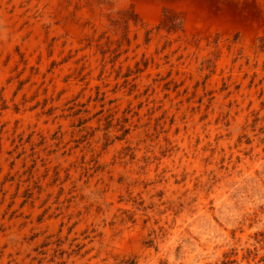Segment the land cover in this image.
Instances as JSON below:
<instances>
[{"label": "rangeland", "instance_id": "rangeland-1", "mask_svg": "<svg viewBox=\"0 0 264 264\" xmlns=\"http://www.w3.org/2000/svg\"><path fill=\"white\" fill-rule=\"evenodd\" d=\"M198 1L0 0V264H264V0Z\"/></svg>", "mask_w": 264, "mask_h": 264}, {"label": "crops", "instance_id": "crops-1", "mask_svg": "<svg viewBox=\"0 0 264 264\" xmlns=\"http://www.w3.org/2000/svg\"><path fill=\"white\" fill-rule=\"evenodd\" d=\"M172 1H174V2H177L178 0H172ZM224 1H226V3H225V7L227 6V4H228V9H231V8H236V9H238V10H240V9H243V8H245L246 7V2H247V0H224ZM198 2H202L201 4H205V5H207L208 4V1H206V0H199ZM217 3H218V0H212V1H210L209 2V4L207 5V7L208 8H216V6H217ZM259 3V2H258ZM262 2H260L259 4H261ZM200 7V6H199ZM199 7L198 6H196L195 8L193 7V5L190 7V10H191V12H190V18H191V16L194 18H192L193 20H191L190 19V24H195L196 22L195 21H197L198 20V18H200V16H202V14H204V12H202V10H203V8H200L199 9ZM195 12H194V11ZM198 13V14H197ZM195 15H197V16H195ZM204 16H206L207 18H208V16H207V14L206 15H204ZM215 21H213V23H214ZM209 23L211 24L212 23V21H210V18H209ZM228 26H229V24H228Z\"/></svg>", "mask_w": 264, "mask_h": 264}, {"label": "bare ground", "instance_id": "bare-ground-1", "mask_svg": "<svg viewBox=\"0 0 264 264\" xmlns=\"http://www.w3.org/2000/svg\"><path fill=\"white\" fill-rule=\"evenodd\" d=\"M177 2H178V1H177ZM198 7H199V6H198ZM141 8H142V7H141ZM194 8H195V7H194ZM225 8H226V7H225ZM143 9H145V8H143ZM141 11H142V10H141ZM143 11H144V10H143ZM145 11H148V10H145ZM146 13H147V12H146ZM148 13H149V12H148ZM197 14H198V13H197ZM150 15H152V14H150ZM224 15H225V14H224ZM195 16H197V15H195ZM203 17H204V16H203ZM192 18H193V17L191 16V18H190L191 20H193L195 17H194L193 19H192ZM200 18H202V17L200 16ZM200 18H199V20H200ZM203 19H204V18H203ZM222 20H223V19H222ZM201 21H202V19H201ZM202 22H203V21H202ZM198 23L200 24V22H198ZM207 23H208V22H207ZM212 23H213V21H212ZM226 23H227V22H226ZM209 24H210V23H209Z\"/></svg>", "mask_w": 264, "mask_h": 264}]
</instances>
